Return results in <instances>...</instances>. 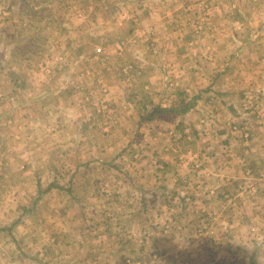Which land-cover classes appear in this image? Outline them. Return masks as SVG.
I'll return each mask as SVG.
<instances>
[{
    "label": "rangeland",
    "instance_id": "1",
    "mask_svg": "<svg viewBox=\"0 0 264 264\" xmlns=\"http://www.w3.org/2000/svg\"><path fill=\"white\" fill-rule=\"evenodd\" d=\"M259 148L264 0H0V264H248L180 196Z\"/></svg>",
    "mask_w": 264,
    "mask_h": 264
},
{
    "label": "crops",
    "instance_id": "2",
    "mask_svg": "<svg viewBox=\"0 0 264 264\" xmlns=\"http://www.w3.org/2000/svg\"><path fill=\"white\" fill-rule=\"evenodd\" d=\"M7 118L9 119L10 116H7ZM217 133L221 136L223 135L222 131H217ZM208 135V132L203 129L201 135L203 136V139H209ZM259 149L260 155H264V149ZM208 150L209 148H204V151L201 153L202 155L197 152V156H201V159L203 160L206 158V156L209 155L213 157L212 159L218 158V153L213 154L208 152ZM187 153L188 155L191 154L193 157H196V155L192 154L191 151H186V154ZM236 160L240 163V167H232L226 164L224 165V163L222 162H218L217 165H214L213 169L211 166H200L201 172H204L205 175L201 177L202 179L205 178L204 180L200 179L201 181H203V187L201 189L202 192L197 194L199 196L198 199H200L201 203L193 201V199L195 198H193L192 195L190 198V196H185L186 194H180V197L185 203H189L188 200H191L190 203H197V208L188 206L189 209H185V212L188 211L187 213H199L201 211L202 213L199 216L204 215L203 211H205V208L202 206V204H209L211 202L215 203V205L231 204L230 208L229 205L227 206V214H224V210L222 209L223 205H220L218 210L213 211V219L216 221H220V227H223L225 231L228 230L226 229V227H229V229L232 226L241 228L243 234H241L237 238L236 236H234L235 231L229 232L230 235H233L235 237L233 238L232 243L240 245L239 247L243 249L242 251L244 253H242L241 258L247 260L250 256H252L251 251H255L257 252L256 257H252L248 264H264V250H260V247L262 249L264 248V176L262 174H260V176L255 175L256 170H261L258 169L259 165L264 168V158L256 165H251L247 163L245 152V154L237 155ZM195 167L197 168V166ZM195 167L187 165V173L193 172V168L195 169ZM235 169L238 172H236ZM196 172L201 173L198 172V170H196ZM235 172L237 174L241 172L243 174V177L240 176L238 177V179H235L237 175L233 174ZM180 179L181 180L174 184V186L186 189V187L190 184L188 175L186 176L185 181H183V176H180ZM259 198H261V202H259ZM259 205L262 206V210L254 212L253 207H258ZM190 208H192V210H190ZM207 213L208 216H210L209 212ZM231 215L233 217L230 218L231 222H221V219L224 220L226 219V217H231ZM254 236H259V239L255 241ZM258 241H260L259 244H257ZM254 244L256 245L255 248L252 247V245ZM12 262V264H16L15 261ZM234 263L243 264V262H241L240 260H236V262Z\"/></svg>",
    "mask_w": 264,
    "mask_h": 264
},
{
    "label": "trees",
    "instance_id": "3",
    "mask_svg": "<svg viewBox=\"0 0 264 264\" xmlns=\"http://www.w3.org/2000/svg\"><path fill=\"white\" fill-rule=\"evenodd\" d=\"M193 107H194V102H191L190 104H187L186 106H184L182 110L173 109V108L168 109V110H162L160 108H155L151 112H146V113L141 112L142 114L140 115V117L138 119L139 120L138 121V125H141L142 123H145V122H148V121L152 120V118L154 117L155 113L174 112L176 114H183V113H186V112L190 111L191 109H193ZM51 187L53 188V186H50L46 190H41V188H38L37 197H36V200H34V203L37 202L41 198V196L43 194L48 192V190ZM54 188H56V187H54Z\"/></svg>",
    "mask_w": 264,
    "mask_h": 264
},
{
    "label": "built area",
    "instance_id": "4",
    "mask_svg": "<svg viewBox=\"0 0 264 264\" xmlns=\"http://www.w3.org/2000/svg\"><path fill=\"white\" fill-rule=\"evenodd\" d=\"M98 52H100V50H97Z\"/></svg>",
    "mask_w": 264,
    "mask_h": 264
}]
</instances>
